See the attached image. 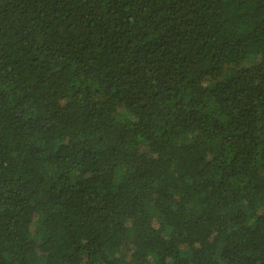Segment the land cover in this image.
<instances>
[{
	"label": "trees",
	"instance_id": "trees-1",
	"mask_svg": "<svg viewBox=\"0 0 264 264\" xmlns=\"http://www.w3.org/2000/svg\"><path fill=\"white\" fill-rule=\"evenodd\" d=\"M0 264H264V0H0Z\"/></svg>",
	"mask_w": 264,
	"mask_h": 264
}]
</instances>
